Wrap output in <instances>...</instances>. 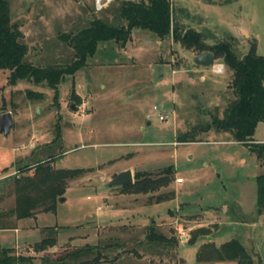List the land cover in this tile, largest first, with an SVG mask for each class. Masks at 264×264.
<instances>
[{"label":"rangeland","instance_id":"374dc122","mask_svg":"<svg viewBox=\"0 0 264 264\" xmlns=\"http://www.w3.org/2000/svg\"><path fill=\"white\" fill-rule=\"evenodd\" d=\"M122 1L96 12L95 0H9L13 24L19 26L22 42L28 46L26 61L39 67L70 64L75 51L59 37L88 27L95 18L119 25L117 10ZM171 2L174 18L184 22L179 25L184 31L202 32L208 45L227 41L238 58L255 43L257 54L264 57V0ZM235 25L243 26L249 37L239 33L231 38ZM119 47L114 41L99 43L88 65L59 84L57 99L45 84L24 80L11 85L10 71H0V116L10 112L14 120L7 137L0 133V230L19 226L10 215L16 206L19 171L53 159L57 170L91 171L68 183L55 212L21 224L58 228L53 233L41 229L45 233L35 240L57 237V246L35 253V264L46 259L56 263L67 252L86 245L96 247L98 243L101 247L105 236L116 243L114 236L124 226L108 229L100 225L129 226L150 218L161 223L158 233L171 234L182 243L192 238L200 227L197 225L205 224L203 228L210 231L209 237L214 236L217 245L236 239L252 254L254 264H264V214L260 215L256 206V179L264 174V158L257 159L249 146L235 142L228 132L200 131L210 124L213 114L222 118L225 107L235 99L230 86L232 72L221 60L208 68L196 65V51L185 49L172 35L160 38L140 31L124 50ZM217 64H223L221 75L214 72ZM74 94L81 98L77 100ZM155 107L169 119L161 121ZM256 126L252 138L264 139V123ZM185 135L196 141H177ZM169 168L171 184L154 194L127 195L122 187L108 184L128 169L134 176L145 172L158 179ZM178 178L185 183L177 184ZM162 193L172 194V200L152 203ZM179 206L180 211L176 210ZM128 226L126 233L131 232L132 239L142 236L134 227L128 231ZM200 243L181 244L180 253L188 264H196ZM35 244L13 248L14 253L29 256V248L33 250ZM131 249L120 251L125 254ZM120 255L108 254V262L103 263ZM114 264L155 263L130 258ZM176 264L185 262L177 259Z\"/></svg>","mask_w":264,"mask_h":264},{"label":"trees","instance_id":"16d2710c","mask_svg":"<svg viewBox=\"0 0 264 264\" xmlns=\"http://www.w3.org/2000/svg\"><path fill=\"white\" fill-rule=\"evenodd\" d=\"M117 15L119 25L105 22L95 18L89 22L88 27L73 33L62 34L59 38L68 47L75 51L74 59L67 65L34 66L26 61L28 46L22 42L23 33L11 19V5L9 0H0V71H10L9 84L16 85L19 81H30L35 85L45 84L55 91L58 98L59 84L66 76H72L85 68L87 61L97 53L98 44L101 42L115 41L120 47L129 42L134 29H143L153 32L160 38L172 35L175 42L189 51H196V55L213 53L215 60H221L231 73L230 86L235 95L219 118L212 115V121L201 127L203 133L215 129L218 132H228L235 142H243L257 159L264 158V143L254 144L253 135L256 125L264 123V57L256 52V44H252L248 52L238 58L233 52V46L227 41L208 45L202 32L190 29L184 31L177 26L174 16V6L171 0H123ZM29 92V95H32ZM39 99L43 97L38 94ZM79 100L78 95H73ZM57 135L60 136V128ZM189 135L179 136L180 143H194ZM53 159L44 161L34 167H26L19 171L15 180L16 200L15 208L11 210L17 221L35 217L38 212L53 213L56 211L57 201L66 193L68 183L84 176L91 170L88 169H54ZM31 172H33L31 174ZM172 169L166 170L165 176L153 179L147 173L137 172L134 184L122 187L124 194H154L163 187L171 184ZM256 206L258 213L264 214V174L256 179ZM154 197V196H152ZM151 197V198H152ZM172 194L156 196L152 203H162L172 200ZM45 231L55 232L56 227H46ZM145 246L150 249L176 248L177 240L168 238L165 233H158L156 226H148L145 230ZM199 236H210V231L203 227L194 231L190 244H195ZM175 243L173 246L172 244ZM57 245V237H45L33 246V252L42 253ZM105 248L86 245L67 252L49 263L46 259L41 264H103L107 261ZM34 256L17 255L13 248L0 247V264H35ZM233 262L235 264H254L251 255L236 239L216 245L206 240L199 246L196 255V264H217Z\"/></svg>","mask_w":264,"mask_h":264},{"label":"crops","instance_id":"0c3cea01","mask_svg":"<svg viewBox=\"0 0 264 264\" xmlns=\"http://www.w3.org/2000/svg\"><path fill=\"white\" fill-rule=\"evenodd\" d=\"M133 1H136V0H133ZM180 24H184V22L182 21H177L176 25L179 26ZM236 27L234 29H231L232 32H231V38H237V34L239 35L240 32H242L243 30L245 31L246 33V37H249V34H248V31L243 28V26H240V25H235ZM142 31L143 33L145 31H148V30H143V29H134L132 32V38L130 41L133 42V35H136L138 34V32ZM241 34V33H240ZM129 41V42H130ZM255 41V40H254ZM115 42V41H114ZM161 43V41H160ZM99 45V44H98ZM118 45V44H117ZM119 46V45H118ZM120 48V47H119ZM122 50H124L122 47L120 48ZM91 58V57H90ZM215 60V59H214ZM89 61V60H88ZM87 61V62H88ZM216 61V60H215ZM88 65V64H87ZM223 65V64H222ZM202 79L204 80L205 77H202ZM81 98V97H80ZM86 104V102H84ZM253 139V142H264V139H259V140H256L254 138ZM33 151V150H32ZM30 152L31 154H34L33 152ZM135 177V176H134ZM185 182H183L182 184H184ZM179 184V183H178ZM181 185V184H180ZM126 195H121V197H125ZM108 199H106L107 201ZM108 202V201H107ZM107 207H110L111 206H107ZM113 208V207H112ZM100 209V208H99ZM180 209H182L180 206L179 207H176V210L180 211ZM171 211L172 210H169L168 211V216L171 217ZM47 214V213H45ZM45 214H38L36 215L35 217H32V218H28L30 220H36L38 218H40L41 216L45 215ZM169 218V217H168ZM199 218H202V217H199ZM27 219V220H28ZM151 219V218H150ZM149 221L147 220L146 223H129V226L128 225H124V224H116V223H112V224H107V225H100L102 226L103 228H110L112 229V227L114 226H118L120 225L121 227H123L121 230H118L116 232V234L118 236H114L116 239H117V242L116 243H110V238L105 236L104 237V240L102 242V245L101 247L102 248H105V253L106 255L108 256V254L110 255H114V256H117L118 254H121L119 256V258H113L109 263H103V264H114L116 261H122L123 259H132V261L134 262H138V263H142V262H147L149 261L150 263H155V264H176V261L177 259L180 260V261H183L185 262V264H188L187 261L185 260V258L181 255L180 253V246L181 244H190V242L188 241L187 243H182L181 241L177 240V244H176V248H173V247H170L168 248V250L166 249H149L148 246H145V230L148 226H156V229L159 230V228L161 227V223H157L156 221L154 220H150ZM168 221V220H167ZM170 221V220H169ZM22 223H27L26 220H20L18 221L17 225L19 224V226H13L11 227V229L9 230H0V245H2L3 247H6V248H9V249H12V248H19L20 246H24L25 244L29 245V244H35V243H38L40 242L41 240H35L36 237H41V234L43 235L45 232H43V230H41L42 228H45L46 225L44 227L42 226H38V225H32L29 223V226L28 227H24L22 226L21 224ZM170 225L174 224V223H169ZM171 225V226H172ZM125 226H128L129 229H133L132 227H134L135 230H139L141 231L142 233V236L140 238H133L132 239V235H131V232L129 234H127V230ZM197 226H200V227H204L205 224H201V225H197ZM200 227H196V228H200ZM177 229V228H176ZM58 230V228H56V231ZM178 230V229H177ZM180 230V229H179ZM178 230V231H179ZM47 232V231H46ZM135 232V231H134ZM59 233V232H58ZM165 233V232H163ZM127 234V235H126ZM131 235V236H130ZM165 235L168 237V238H171V237H174L173 235L171 234H167L165 233ZM58 236V235H57ZM131 238V239H130ZM30 239V240H29ZM32 239V240H31ZM35 241H34V240ZM44 239V238H43ZM42 239V240H43ZM181 240V238H180ZM197 240H201V244L205 243L206 240L209 241V242H215V239H214V236L212 237H199ZM216 243V242H215ZM225 243V242H224ZM241 243V242H240ZM131 244V245H130ZM96 245L100 246V244L96 243ZM94 245V246H96ZM173 246L175 245V243L172 244ZM199 245V246H200ZM217 245V244H216ZM57 246V245H56ZM55 246V247H56ZM131 247L133 248L134 250H130V252H126L125 254H122L120 251L121 248H127V247ZM199 246L197 247V252L199 250ZM219 246V245H218ZM53 247V248H55ZM114 248H117V252H114L113 249ZM31 252H29V255H32V256H35V252H33L32 248H29ZM112 251V252H111ZM109 252V253H108ZM113 253V254H112ZM252 257V254L249 253ZM197 255V253H196ZM196 259V258H195ZM108 262V260L106 261ZM227 262H222V263H217V264H226Z\"/></svg>","mask_w":264,"mask_h":264},{"label":"water","instance_id":"95a60500","mask_svg":"<svg viewBox=\"0 0 264 264\" xmlns=\"http://www.w3.org/2000/svg\"><path fill=\"white\" fill-rule=\"evenodd\" d=\"M240 33L241 34L245 33V31L243 30ZM214 62L215 60L213 58V53L211 52L196 55L194 58V63L204 68L213 66ZM72 109L75 111L77 108L76 106L73 105ZM13 125H14V120L10 112L6 114H2L0 116V133L4 134L7 137L11 129L13 128ZM108 184L109 187H124L134 184L133 171L131 169H128L127 171L119 173Z\"/></svg>","mask_w":264,"mask_h":264},{"label":"built area","instance_id":"2783aa9c","mask_svg":"<svg viewBox=\"0 0 264 264\" xmlns=\"http://www.w3.org/2000/svg\"><path fill=\"white\" fill-rule=\"evenodd\" d=\"M116 0H95V11L96 12H102L104 10H106L107 7H109L113 2H115ZM214 72H216V74L221 75L223 73V65L221 64H217L216 67H214ZM85 107V103L83 105ZM154 111L157 112L158 117L160 118L161 121H167L169 119V116L166 114L161 113L160 111L158 112L157 108H154ZM177 184H182L183 183V179L178 178L176 179ZM183 241H186V234L183 233V237H182Z\"/></svg>","mask_w":264,"mask_h":264}]
</instances>
